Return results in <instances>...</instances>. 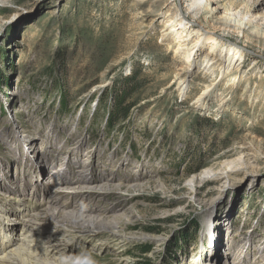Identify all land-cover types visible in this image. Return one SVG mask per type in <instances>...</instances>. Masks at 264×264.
Returning <instances> with one entry per match:
<instances>
[{
  "label": "rangeland",
  "instance_id": "1",
  "mask_svg": "<svg viewBox=\"0 0 264 264\" xmlns=\"http://www.w3.org/2000/svg\"><path fill=\"white\" fill-rule=\"evenodd\" d=\"M162 3L0 0V199L48 216L92 202L79 190L104 193L120 229L77 231L65 264H264V47L226 35L247 54L234 86L163 40ZM216 5L264 36V0ZM210 16L194 21L210 31Z\"/></svg>",
  "mask_w": 264,
  "mask_h": 264
},
{
  "label": "bare ground",
  "instance_id": "2",
  "mask_svg": "<svg viewBox=\"0 0 264 264\" xmlns=\"http://www.w3.org/2000/svg\"><path fill=\"white\" fill-rule=\"evenodd\" d=\"M162 1L156 0L157 4H155V7L165 5L167 2L162 3ZM173 1V7L169 8L170 11L173 8L171 14L173 17L167 23L169 28L164 32L163 40L169 42V46L170 44L177 45L176 54L181 55L182 53V55H185L186 58H184L188 66L193 67L197 61L202 60L200 69L202 70V67H204V72L207 70V72L216 74L217 71L219 77L222 76V79H229L228 82L232 83V85H241L242 81L247 77V73L244 70V62L247 54L245 49H240V42L237 39H230L226 35H230L231 32L238 35L242 34L244 39L264 47V36H262L260 31L262 28L261 24L259 25V22L256 20L246 21L247 19L240 23V21H237L236 15L223 13L217 5L214 8L211 7V0H186L187 2H192L187 11H185L186 13H180L177 1ZM178 1L183 4L185 0ZM204 12H208L212 16V19L210 18L212 20L210 27H213V29L210 31L205 30L204 26L198 21H194V19L200 16V13ZM192 33L196 36L192 37ZM173 59L175 61V58ZM262 59L263 57H254L252 59L254 66L252 70H258L264 67L261 61ZM195 69L192 76L202 74L201 70L197 71ZM186 76L188 75L186 74ZM186 76L179 84L181 93H185L188 90ZM209 91L210 88H207V91L198 100L202 102V99L206 97ZM212 173L213 171H208L206 174L212 175ZM61 192V190H58L56 196H62L60 195ZM78 192H84L81 195L84 201L90 199L93 202L98 199V203L87 201V204L82 206L77 201H74L76 200L74 197L71 204L67 203V207L71 206L69 209H72L73 206L74 210L66 211L65 209V211H62V209H59V205L57 207L53 206L49 207L47 216L36 214L30 208H24L21 211L20 208L22 206L18 209L19 214H16L15 210L17 209L11 203V200L0 199V264H65L63 263V257L66 255L64 248L67 250L71 242H77L76 240L69 242V239L79 238L74 235L77 231L96 232L95 237L99 238L101 235L106 236L110 231L114 232L120 229L119 224L115 222L117 218L108 214L110 208L108 209L106 207L105 202L100 204L104 198L98 197L104 195V193L101 195L85 194L86 189L79 190ZM56 196L52 201L54 205L59 204L61 198ZM64 205L66 208V203ZM79 208L85 209L79 210ZM112 209L114 210V208ZM27 216H32L34 219L23 220ZM51 217L57 220L55 221V225L45 223L46 220H51ZM15 218L17 220L21 219L20 221H22V229L19 235H17L14 229V221H17L14 220ZM235 245L233 244L229 248L232 249Z\"/></svg>",
  "mask_w": 264,
  "mask_h": 264
},
{
  "label": "trees",
  "instance_id": "3",
  "mask_svg": "<svg viewBox=\"0 0 264 264\" xmlns=\"http://www.w3.org/2000/svg\"><path fill=\"white\" fill-rule=\"evenodd\" d=\"M126 95H127V94L125 93V94L122 96V98L120 97V99L118 100V104H117V109H118V110L123 109V105H124L125 102H126V100H125ZM121 111H122V110H121ZM129 112H130V111H129L128 109L124 110L123 115H124L125 118L128 117ZM108 121H110V118H108Z\"/></svg>",
  "mask_w": 264,
  "mask_h": 264
}]
</instances>
